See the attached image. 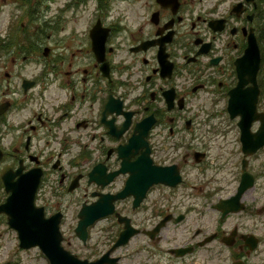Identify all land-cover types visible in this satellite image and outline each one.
I'll use <instances>...</instances> for the list:
<instances>
[{
  "label": "flooded vegetation",
  "instance_id": "af4514ba",
  "mask_svg": "<svg viewBox=\"0 0 264 264\" xmlns=\"http://www.w3.org/2000/svg\"><path fill=\"white\" fill-rule=\"evenodd\" d=\"M59 2L0 0V205L33 189L82 261L264 264V0Z\"/></svg>",
  "mask_w": 264,
  "mask_h": 264
},
{
  "label": "water",
  "instance_id": "95a60500",
  "mask_svg": "<svg viewBox=\"0 0 264 264\" xmlns=\"http://www.w3.org/2000/svg\"><path fill=\"white\" fill-rule=\"evenodd\" d=\"M259 60L258 49L252 39V41H249L245 54L237 62L239 82L237 87L230 93L231 97L228 106L232 117L234 115H240L241 117L245 115L240 101H244L243 104H246V112L249 111L247 116H254L257 97L255 78L259 66ZM247 84H252V86L243 90V87ZM243 93L245 94L244 97H242ZM243 124L244 121L242 119V122L239 123L241 128ZM248 126H246V128ZM256 139L258 145L264 143V121L263 130H260L257 133ZM9 189H11V187ZM11 191L12 193L8 197L6 203L0 205V213L7 216V224L9 228L17 231L20 248L27 249L38 246L49 259L51 264H101L99 261H81L61 248V239L57 224L53 226L47 225L49 221L44 220L40 212L37 214L35 212L36 210H33V189L26 195H23L22 193V195H20V193L18 194L13 189H11ZM235 199L237 200L238 197L235 196ZM36 220H38V223H36ZM85 225L86 224H83L81 220L77 227V231L81 232Z\"/></svg>",
  "mask_w": 264,
  "mask_h": 264
},
{
  "label": "rangeland",
  "instance_id": "374dc122",
  "mask_svg": "<svg viewBox=\"0 0 264 264\" xmlns=\"http://www.w3.org/2000/svg\"><path fill=\"white\" fill-rule=\"evenodd\" d=\"M64 3V0H60L57 5H54V10L57 11L60 6ZM92 5V4H91ZM123 8H126L125 5H121ZM140 3H136L133 14H128L134 16L135 20H138L140 11L138 10ZM93 7V5H92ZM128 12V11H127ZM68 23L67 28L82 30V14H71L67 13ZM76 19V21H73ZM17 238L16 233L13 230H10L2 218H0V264H47V260L43 258L40 253L35 249L30 250H21L17 249Z\"/></svg>",
  "mask_w": 264,
  "mask_h": 264
}]
</instances>
